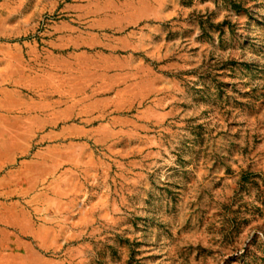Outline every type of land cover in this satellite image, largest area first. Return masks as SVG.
Wrapping results in <instances>:
<instances>
[{
  "label": "rangeland",
  "instance_id": "374dc122",
  "mask_svg": "<svg viewBox=\"0 0 264 264\" xmlns=\"http://www.w3.org/2000/svg\"><path fill=\"white\" fill-rule=\"evenodd\" d=\"M0 264H264V0H0Z\"/></svg>",
  "mask_w": 264,
  "mask_h": 264
}]
</instances>
